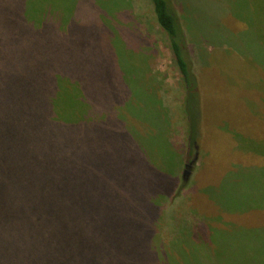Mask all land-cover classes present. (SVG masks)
Returning <instances> with one entry per match:
<instances>
[{"label":"trees","instance_id":"obj_1","mask_svg":"<svg viewBox=\"0 0 264 264\" xmlns=\"http://www.w3.org/2000/svg\"><path fill=\"white\" fill-rule=\"evenodd\" d=\"M150 2L159 27L170 42L181 76L182 113L187 135L186 145L177 146L183 150L182 163L185 159L192 160L200 147V125L205 121V113H202L199 101L205 88L204 80L194 71L180 2ZM228 4L232 6L231 18L245 22L247 26L244 27L253 26L251 16L244 15L236 0H229ZM133 10L129 0H0V234L4 227L1 211L5 207L55 206L56 202H77L79 207L86 204L90 211L76 213L77 218L89 217L86 222L74 225L71 241L68 238L64 243L65 249H70L72 253L68 264H113L117 255L133 258L147 253L163 264L169 262L161 260L166 254L173 257L195 254L201 258H212L204 260L205 264H230L228 256L233 257L235 264H264V205H259L256 212L241 213L244 219L250 218L251 213L263 217L262 222L251 228L254 234L257 232L255 236L261 234L260 238L248 235L237 238L235 235L247 231V225L239 221L234 224V232H228L232 238L214 239L218 227L226 223L227 217L223 204L209 191H194L195 196L191 199L184 197L186 208L180 209L182 206L174 204L176 213L168 212L166 201L178 189L177 181L173 191H170V185L159 188L161 191H146L149 208L141 204L144 210L140 211V216H131L125 210V197L113 201L108 191L103 189L107 181L129 186L137 175L125 173L122 166L113 167L116 171L112 174L103 172L102 169L109 164L106 162L108 159L117 155L119 161L127 162L134 154L136 166L140 151L147 152L139 146L126 150L131 138L137 139L140 133L126 128L127 125L121 127L117 121L113 122L116 112L111 113L104 106L96 112L90 110L92 102L87 86L92 82V75L84 76L81 71L88 63L99 64L100 58L108 55L110 57L106 59H113L118 68L121 49L110 39L113 32L127 38L125 44L128 47L143 42ZM233 21L236 30L226 25L217 29L223 38L219 40L220 45L234 47L240 36H245L247 30L237 40L223 37L222 32L230 34L241 26L235 19ZM184 26L188 30L186 22ZM123 50L126 51L125 48ZM155 91L159 97L156 100L151 98V101H163L160 89ZM115 102V106L119 107L120 103ZM248 114L254 118L253 122H261L264 126L261 119L255 118L249 111ZM126 115L136 117L137 112ZM165 118L170 119V122L167 121L169 133L175 117L171 112ZM226 127L232 133L238 132L232 129L228 119ZM239 135H222L221 138L229 140L228 146L236 147ZM100 136L107 140L102 141ZM174 139L169 141L176 145ZM242 149L243 153L234 155L245 160L246 168L253 167L255 173L264 175V157L247 152V147ZM112 160L110 163L115 161ZM102 173L107 176L106 181L100 183ZM261 190L264 194V184ZM118 191L125 190L119 188ZM249 193L258 195L252 191ZM77 195L80 196L77 198ZM194 197L201 198V202L215 211L213 217L207 211L203 212L204 218L200 214L199 223H204L200 225L201 230L199 227L197 230L193 226L184 227L180 221V213L196 208ZM176 217L178 229L174 226L173 230L178 238L173 242L165 241V222H174ZM46 226L47 229L54 228L52 224ZM34 227L36 231L40 227V236L44 239L40 264H50L52 257H56L54 247L57 235L47 238L44 225L42 229L37 219ZM223 230L227 231V228ZM229 230H232L231 225ZM125 243H129L130 247H126ZM141 247L145 250L140 253ZM229 247L234 248L233 254L226 251Z\"/></svg>","mask_w":264,"mask_h":264},{"label":"rangeland","instance_id":"obj_2","mask_svg":"<svg viewBox=\"0 0 264 264\" xmlns=\"http://www.w3.org/2000/svg\"><path fill=\"white\" fill-rule=\"evenodd\" d=\"M176 1L180 2L182 16L188 28L186 30L185 22L182 21L194 63V71L199 78H203L205 87L201 91L199 101L202 113H205V121L203 125H200L202 127L201 148L199 147L196 152L198 153L197 162L192 168L190 179L183 184L185 166L194 159L196 154L192 160L185 159L180 163L183 150L178 149L177 146H185L187 138L185 117L182 113L181 76L174 61L170 42L156 21L150 0H129L139 26L140 39L143 42L128 47L125 44L127 38L120 33L113 32L110 39L115 45H120L122 53L118 54L120 57L118 68L114 65L113 59H106L110 57L108 55L101 57L99 64L94 62V64L88 63L83 66L85 68L81 74L92 75V82L87 86L89 99L92 102L90 110L96 112L104 106L111 113L116 112V115H113V120H115L113 122L117 121L121 127L127 125L126 128L137 130L140 133L137 139L131 138L126 150H131V146L137 148L139 146L141 149L144 147L147 153L140 151L136 166L134 154L127 162L119 161L117 155H111L112 157L106 161L109 164L102 169L103 172L112 174L116 171L113 167L122 166L125 173L137 175L129 186L116 181H107L108 184L103 189L108 191L113 201L121 196L125 197L127 199L125 210L131 216H140V211L144 210L141 204L149 208L146 191H161V187L168 185L172 187L170 191H173L178 181V189L174 190L176 192L172 198L166 201L165 208L168 212L176 213L174 204L182 206L180 209L186 208L187 202L184 203V197L189 196L191 199L195 196L194 191H209L213 194L212 197L223 204L224 214L227 217L226 223L218 227L214 239L232 238V234L228 232H234L236 226L234 224L239 221L247 225V228L244 226L247 231L235 236L237 238L246 235L254 237L257 232L254 234L251 228L256 223L262 222L263 217L258 216V213H251L250 218L244 219L242 216L244 214L241 213L250 210L256 212L259 205H264V194L261 190L264 175L259 172L255 173L256 170L253 167L246 168L245 160L234 153H243L242 148L247 147V152L264 157V126L261 122H253L254 118L248 114L249 111L255 118L258 117L264 122V2L263 0H236V3L241 5L244 15L251 16L253 26L247 28L244 27L247 26L245 22L238 21L235 17L231 18L232 6H229V0ZM233 19L241 26L230 34L225 31V35L222 32L223 37L237 40L243 31L247 30V32L246 37L240 36L238 43L230 48L219 44L222 36L217 29L226 25L236 30ZM124 48L126 51L123 50ZM91 60L94 61V59ZM156 89H160V97L164 102L161 99L155 103L151 101V98L156 100L159 97ZM115 101L120 103L119 107L115 106ZM136 112V117L126 115V113L135 115ZM171 112L175 119L171 130L167 133V121L170 122V119L166 120L165 115ZM227 119L232 129L238 130L237 133L240 134L239 144L236 142L235 149L228 146L230 144L228 139L225 141L221 138L222 135L237 134L227 129ZM217 126L220 128L217 129ZM100 137L102 141L107 140ZM173 138H175L176 145L169 141ZM140 142L141 144H138ZM111 159L115 161L110 163ZM106 173L100 174V183L106 181ZM119 188H124L125 191H118ZM111 189L115 191H110ZM187 191L188 193L185 194ZM250 191L258 195L249 193ZM79 196L77 195V198ZM194 198L193 204L196 208L180 213V221L184 227L191 226L196 230L199 227L201 230L200 225L204 223H199L200 214L204 218L203 212L207 211L213 217L215 211L205 202H201V198ZM77 211L83 213L90 210L86 204L79 207L77 202H56L55 206L5 207L1 211L4 217V227L0 234L3 238L0 240V262L40 264L39 257L44 246V239L40 236V227L37 231L34 227L35 219H37L42 229L44 225L47 238L57 235L56 247L52 245L56 250V257H52L50 264H68L72 253L70 249H65L64 243L68 238L71 241V229L74 225L77 222H86L89 217L87 215L77 218ZM177 221L176 217L174 222L171 220L165 222L166 231L163 234L165 241L173 242L178 238L177 232L173 230L174 226L178 225ZM89 222L92 223L91 220ZM46 224H52L54 228L47 229ZM230 225L232 230H229ZM224 228H227V231H224ZM260 236L259 233L255 237L260 238ZM186 241L187 239L184 238V242ZM125 246L130 247V244L125 243ZM144 250L143 247L139 249L140 253ZM112 251L113 249L110 253ZM226 251L233 254L234 248L229 247ZM228 257L231 260L230 264L236 263L232 256ZM211 259L201 258L195 254H188L186 257H173L166 254L161 257L163 262L169 261L168 264H205L204 260ZM161 263L151 253L133 258L119 255L113 258V264Z\"/></svg>","mask_w":264,"mask_h":264},{"label":"water","instance_id":"obj_3","mask_svg":"<svg viewBox=\"0 0 264 264\" xmlns=\"http://www.w3.org/2000/svg\"><path fill=\"white\" fill-rule=\"evenodd\" d=\"M197 159H198V157L196 155V157L189 164H186L185 171L183 174V179L185 182H187L190 179V176L192 173V168L195 165V163L197 162Z\"/></svg>","mask_w":264,"mask_h":264}]
</instances>
